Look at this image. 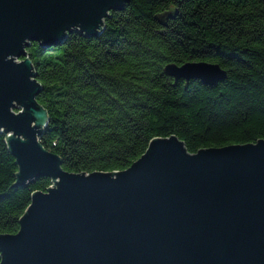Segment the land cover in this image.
I'll return each mask as SVG.
<instances>
[{"label": "water", "instance_id": "water-1", "mask_svg": "<svg viewBox=\"0 0 264 264\" xmlns=\"http://www.w3.org/2000/svg\"><path fill=\"white\" fill-rule=\"evenodd\" d=\"M129 0H0V134L18 166L17 187L35 191L16 234H0V264H264V139L190 153L176 136L155 138L121 172L71 173L41 139L27 49L101 36ZM176 82L226 80L218 64H168Z\"/></svg>", "mask_w": 264, "mask_h": 264}, {"label": "trees", "instance_id": "trees-1", "mask_svg": "<svg viewBox=\"0 0 264 264\" xmlns=\"http://www.w3.org/2000/svg\"><path fill=\"white\" fill-rule=\"evenodd\" d=\"M48 111L43 146L71 173L121 172L155 138L187 150L264 139V0H129L99 37L27 49ZM218 64L226 80L176 82L168 64ZM18 166L0 134V234H16L35 191L17 187ZM1 262V254H0Z\"/></svg>", "mask_w": 264, "mask_h": 264}]
</instances>
